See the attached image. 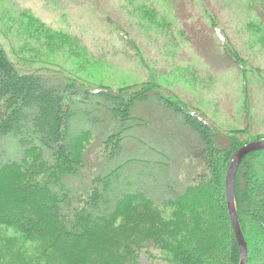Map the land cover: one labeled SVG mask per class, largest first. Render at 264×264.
<instances>
[{"label":"trees","instance_id":"trees-1","mask_svg":"<svg viewBox=\"0 0 264 264\" xmlns=\"http://www.w3.org/2000/svg\"><path fill=\"white\" fill-rule=\"evenodd\" d=\"M155 88L91 89L46 69L21 72L0 46V222L13 223L22 241L35 245L26 258L1 255L0 264H142L139 251L154 256L151 248L160 255L148 264L240 263L225 182L245 130L224 135L201 113L168 101L201 140L185 178L167 156L164 167L131 156L117 161L123 140L140 124L138 98ZM9 142L21 154L8 157ZM102 142L119 145V152L112 159L99 152L94 164L92 148ZM160 148L167 154L166 144ZM234 201L246 264H264V149L240 163ZM170 206L173 217H165L162 209Z\"/></svg>","mask_w":264,"mask_h":264},{"label":"rangeland","instance_id":"rangeland-1","mask_svg":"<svg viewBox=\"0 0 264 264\" xmlns=\"http://www.w3.org/2000/svg\"><path fill=\"white\" fill-rule=\"evenodd\" d=\"M260 2L0 0V46L21 72L46 69L91 89L154 85V90L138 98L134 112L140 124L123 140L124 151L117 161L131 156L146 167L156 162L164 167L170 164L164 160L167 156L180 163L182 179L184 168L197 161L193 144L201 140L186 125L183 111L168 101L201 113L224 135L245 130L240 135L245 143L264 140V6ZM137 134L140 141L135 142L132 138ZM164 144L167 154L159 152ZM6 146L8 157L17 150L21 154L14 142ZM119 149L102 142L92 148L94 164L99 152L101 159H112ZM170 170L174 172L173 167ZM93 171L95 167L88 173ZM175 210L162 209L165 217H173ZM34 246L22 241L16 225L0 222V256L26 258ZM146 251L138 254L142 264L160 255L155 248L149 250L154 256Z\"/></svg>","mask_w":264,"mask_h":264},{"label":"water","instance_id":"water-1","mask_svg":"<svg viewBox=\"0 0 264 264\" xmlns=\"http://www.w3.org/2000/svg\"><path fill=\"white\" fill-rule=\"evenodd\" d=\"M262 149H264V140H253L244 143L241 147L237 149V151L234 153L233 157L231 158L230 165L226 175L225 191H226V199H227V208L230 216L233 234L240 251L239 264H246L248 250L237 218L235 201H234V180L237 169L240 163L242 162V160L244 159V157L253 151L262 150Z\"/></svg>","mask_w":264,"mask_h":264}]
</instances>
